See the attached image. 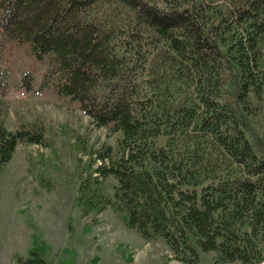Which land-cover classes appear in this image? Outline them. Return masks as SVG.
<instances>
[{
	"label": "trees",
	"instance_id": "16d2710c",
	"mask_svg": "<svg viewBox=\"0 0 264 264\" xmlns=\"http://www.w3.org/2000/svg\"><path fill=\"white\" fill-rule=\"evenodd\" d=\"M8 42L48 59L42 88L121 133L117 154L97 151L79 184L84 212L123 213L184 263L198 248L223 262L263 259L264 153L236 105L264 99V0H0V50ZM11 81L0 53V90ZM21 144L46 146L43 128L11 131L0 112V173ZM21 262L44 264L35 251Z\"/></svg>",
	"mask_w": 264,
	"mask_h": 264
},
{
	"label": "rangeland",
	"instance_id": "374dc122",
	"mask_svg": "<svg viewBox=\"0 0 264 264\" xmlns=\"http://www.w3.org/2000/svg\"><path fill=\"white\" fill-rule=\"evenodd\" d=\"M0 53L12 72L10 86L0 90L4 125L11 131L42 127L46 137V146L19 145L0 173V264H22L33 251L44 264H241L199 248L197 262L184 263L163 239L150 241L129 228L123 213L84 212L79 184L99 164L97 151L111 147L117 154L121 133L97 128L78 102L53 86L42 88L48 59L36 60L27 44L8 42ZM228 92L234 100V87ZM247 105L246 110L237 103V116L249 141L264 153V99L250 95ZM163 143L161 138L157 145ZM116 185L106 178L104 194L112 197ZM257 264H264V251Z\"/></svg>",
	"mask_w": 264,
	"mask_h": 264
},
{
	"label": "bare ground",
	"instance_id": "6f19581e",
	"mask_svg": "<svg viewBox=\"0 0 264 264\" xmlns=\"http://www.w3.org/2000/svg\"><path fill=\"white\" fill-rule=\"evenodd\" d=\"M255 136V135H254Z\"/></svg>",
	"mask_w": 264,
	"mask_h": 264
}]
</instances>
